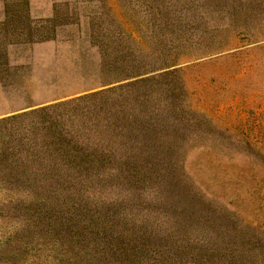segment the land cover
<instances>
[{"label":"rangeland","instance_id":"rangeland-1","mask_svg":"<svg viewBox=\"0 0 264 264\" xmlns=\"http://www.w3.org/2000/svg\"><path fill=\"white\" fill-rule=\"evenodd\" d=\"M130 52L145 74L103 85L119 54ZM144 78L152 80L147 87L155 85V95L146 88L145 96L165 98L158 107L166 118L161 128L182 135L176 141L178 153L162 158L178 167L185 164L186 177L201 182L207 193L226 198L221 179L246 174V164L263 163L256 151L249 161L230 154L244 149L247 140L256 148L264 146V0H0V120L48 105L53 108L46 119L84 113L94 108L89 106L94 98L74 99ZM147 101L151 111L154 100ZM41 117L34 113L21 120L35 123ZM14 121L1 122L0 134L23 133L26 128L17 130ZM17 163L15 168H21ZM26 165L24 176L32 180V164ZM260 172L257 179L263 177ZM6 174L1 168L0 177ZM215 176L219 180L213 183ZM27 182L0 181V264H53L46 245L18 233L24 221L33 219L45 230L51 213L4 204L28 200ZM97 183L79 191L84 201L110 194ZM205 191L202 195L214 210H222L223 217L232 212L223 199ZM263 217L246 210L239 216L242 223L226 219L228 228L236 230L207 228L200 259L217 260L212 240L220 230L234 232L247 247L239 251L233 245L230 264H264Z\"/></svg>","mask_w":264,"mask_h":264},{"label":"trees","instance_id":"trees-1","mask_svg":"<svg viewBox=\"0 0 264 264\" xmlns=\"http://www.w3.org/2000/svg\"><path fill=\"white\" fill-rule=\"evenodd\" d=\"M135 59L131 52L119 54L114 62L116 72L102 79L103 85L145 74L141 61ZM148 81L152 80L144 78L78 97L74 101L94 98L89 101L94 108L70 117L60 114L46 119L44 114L53 108L48 105L0 120L14 119L17 130L26 128L21 134H0V172L4 168L7 173L0 181L28 179L29 199L14 198L4 204L51 213L45 230L33 219L24 221L18 233H29L31 240L46 245L53 264H230L233 245L241 251L245 243L237 242L234 232L228 235L217 230L212 240L218 248L217 260L200 259L204 257L202 245L208 243L204 230L228 228L227 218L242 223L239 216L246 210L264 216V146L256 148L247 140L244 149L231 150V156L248 161L256 151L263 163L246 164V174L230 175L227 182L221 179L228 191L226 198L207 193L201 182L186 177L185 164L178 167L172 159L162 158L178 153L176 141L182 135L161 128L166 118L158 107L165 98L158 101L153 97L155 85L147 87ZM146 88L151 97L145 96ZM119 90L126 92L107 96ZM149 98L154 100L151 111L147 109ZM173 108L174 104L168 114ZM34 113L42 116L35 123L21 120ZM210 149L224 153L223 149ZM27 160L32 164V180L24 176ZM15 163L21 168H15ZM258 170L263 176L259 179ZM18 175L23 177L18 179ZM214 179L213 183L219 180ZM92 181L107 186L110 194L86 198L87 203L79 191L88 190ZM204 191L223 199L228 204L224 208L232 212H224L223 217L222 210H214L206 201ZM230 226L232 231L237 229Z\"/></svg>","mask_w":264,"mask_h":264}]
</instances>
